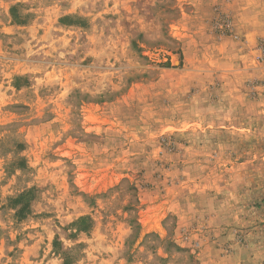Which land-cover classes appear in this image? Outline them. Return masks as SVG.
Masks as SVG:
<instances>
[{
  "label": "rangeland",
  "instance_id": "374dc122",
  "mask_svg": "<svg viewBox=\"0 0 264 264\" xmlns=\"http://www.w3.org/2000/svg\"><path fill=\"white\" fill-rule=\"evenodd\" d=\"M247 6L0 0V264H264Z\"/></svg>",
  "mask_w": 264,
  "mask_h": 264
},
{
  "label": "crops",
  "instance_id": "0c3cea01",
  "mask_svg": "<svg viewBox=\"0 0 264 264\" xmlns=\"http://www.w3.org/2000/svg\"><path fill=\"white\" fill-rule=\"evenodd\" d=\"M243 11L240 13L239 17L238 14L235 16L236 20L234 22L233 31L235 34H240L241 36H244L245 40H247V45L249 48H255L257 40L259 38H264V8L258 9V8H250L249 6L244 7L241 9ZM248 14L252 15L250 18H245L242 20L240 16ZM227 38H233L232 36H226ZM242 53L247 54L248 63L245 65V76L251 77V78H263V74L261 72V69L258 68V65L256 63V57L258 55L256 50L251 51L250 53H246V50H243V48H240ZM257 66V67H255ZM260 89L257 91V97L255 98H248L243 101V107L245 110V116L249 117V119L253 118L263 120L264 123V94L262 92H259ZM252 109V110H249ZM256 116V118H255Z\"/></svg>",
  "mask_w": 264,
  "mask_h": 264
}]
</instances>
